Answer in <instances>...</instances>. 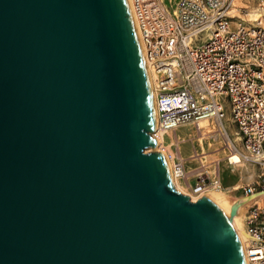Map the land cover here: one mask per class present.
I'll list each match as a JSON object with an SVG mask.
<instances>
[{
	"label": "water",
	"instance_id": "1",
	"mask_svg": "<svg viewBox=\"0 0 264 264\" xmlns=\"http://www.w3.org/2000/svg\"><path fill=\"white\" fill-rule=\"evenodd\" d=\"M154 130L126 0H0V264H246Z\"/></svg>",
	"mask_w": 264,
	"mask_h": 264
},
{
	"label": "built area",
	"instance_id": "2",
	"mask_svg": "<svg viewBox=\"0 0 264 264\" xmlns=\"http://www.w3.org/2000/svg\"><path fill=\"white\" fill-rule=\"evenodd\" d=\"M169 1L172 8L165 0H132L154 75L159 127L175 129L201 118L220 124L228 118L237 126L243 153L259 167L254 181L241 189L251 197L249 258L264 264V197L260 202L256 196L264 193L263 21L250 24L238 18L236 0ZM172 169L188 179L182 159ZM191 179L196 192L223 187L217 170L211 174L204 168Z\"/></svg>",
	"mask_w": 264,
	"mask_h": 264
},
{
	"label": "bare ground",
	"instance_id": "3",
	"mask_svg": "<svg viewBox=\"0 0 264 264\" xmlns=\"http://www.w3.org/2000/svg\"><path fill=\"white\" fill-rule=\"evenodd\" d=\"M126 1H127L129 10H130V14H131V17H132V20H133V23H134V26L136 29V33H137L139 43L141 46V50L143 53V57L145 60L148 78H149L150 90H151V94H152V98H153V104H154V110H155V130L152 133H155L153 138L157 139L158 144L155 148H149L148 151L154 150V151H162L164 153L165 158H166L167 163H168L169 172H170L173 187L177 191H179L180 193H182L184 195L189 196V198L192 201H198L203 196H209L210 198H212L213 200L218 202V204L224 209V211L230 217L232 224H233V226H234V228H235V230L239 236V239H240L241 244H242L246 264H260L259 262L251 261L249 258V247H251V240L252 239H251V236L247 230L246 213L244 215L240 214L245 207V203L241 200H238L235 197L228 196L224 190H220V189L226 188L224 185L220 189L211 187L210 189L207 190L208 192L207 191L196 192L194 189L195 187L190 184V180H189V179L193 178L195 175L202 172L204 168L210 170L211 174L215 173L216 170H217L218 174L221 173L220 163L218 164L217 161L220 162L221 159H223V158L228 159L229 163L232 165V168H237L238 166H246L249 163L254 164V165L256 164V166L258 167V164L256 162L252 161L251 159L247 158L245 156V154L243 153L244 148L242 145V140L240 138V135H238V128L232 121L228 120V118L225 119L224 123L222 122L221 124L217 123L213 119L201 118V119H198L197 121L191 122V123L186 124V125L181 126V127H177L175 129L164 130V129H161L159 127V123H158V119H157L154 75H153L151 67L148 65V63L145 59L144 46H143L141 35L139 33L138 26L136 23L134 11H133L132 0H126ZM234 10L237 11L238 8L234 9ZM250 15H252V16L257 15L258 17L256 19H253V18H251ZM236 16L238 18H241L242 20H244L246 22H251V21L255 22V21H260L262 19V15L257 13V11H249V10H246L244 15L236 14ZM234 22H237V21H234ZM191 125H194V126L197 125L198 129H199V131H198V133H199V138H198L199 147H198V149L196 147L192 146L191 153L187 157H184L181 153V150H180L181 149L180 144L182 145V143H184L187 140L180 139L178 137V134H177L175 136V138H173V140H174L173 144L174 145L170 146L172 152L168 154V149H167V146L165 145V143H166L165 139L167 136L166 134L169 132L177 131L178 129L183 128V127L191 126ZM230 127L235 129L234 134L230 133V131H229ZM209 129H211V130H209ZM171 134H173V133H171ZM234 135H237V136L233 137ZM207 138H212V139L218 140V141L222 140L223 141V148H221V146L219 145V146H217L219 148L218 150L216 149L214 151L209 152L205 147V141H204ZM189 139H191V137ZM233 140L236 141L237 145H233V142H232ZM223 151H228V153H226L224 156L221 155V157H216L217 154H221ZM190 155H192V156L189 157ZM196 157H198V160L195 159ZM177 159H182L184 161L185 169L188 171V179L182 180L174 174L172 167H173V162L176 161ZM258 174H259V167H258L257 175ZM220 178H221V174H220ZM254 179L252 181H254ZM221 181H222V179H221ZM252 181L244 183L242 185L235 186L229 192L240 191L243 195H245L243 190L241 189V187L244 185L250 184ZM222 184H223V182H222ZM184 187L188 188L189 190L185 189ZM210 190H220V191H210ZM245 196L251 200L250 196H247V195H245ZM256 196L262 197L260 202L261 201L263 202L262 199L264 197V193H260ZM250 205H251V202L249 203L248 208Z\"/></svg>",
	"mask_w": 264,
	"mask_h": 264
},
{
	"label": "rangeland",
	"instance_id": "4",
	"mask_svg": "<svg viewBox=\"0 0 264 264\" xmlns=\"http://www.w3.org/2000/svg\"><path fill=\"white\" fill-rule=\"evenodd\" d=\"M165 2L169 8H172L174 6L169 0H165ZM235 5L238 8L237 13H236L238 15H244L246 10L257 11V13L262 15L261 21H263V26H264V0H238V1L236 0ZM250 16L253 19H256L258 17L257 15L256 16L250 15ZM247 23L255 24L256 22L251 21V22H247ZM209 130H211V129H209ZM198 131H199V129H198L197 125L196 126L191 125V126L180 128L177 131L167 133L166 134L167 136L165 139L166 140L165 145L167 146L168 154L172 152L170 146L174 145L173 144L174 143L173 138H175V136L177 134H178V137L180 139L187 140L184 143H182V145L180 144V148H181L180 150H181V153L184 157H187L191 153L192 146H194L198 149V147H199V141H198L199 133H198ZM229 131L232 134L235 133V129H233L232 127H230ZM171 133H173L174 135ZM235 136H237V135H234L233 137H235ZM190 137H191V139H189ZM204 141H205V147L209 152L214 151L216 149L218 150L219 148L217 146H219V145L221 146V148H223V141L222 140L218 141V140H214L212 138H207ZM226 153H228V151H223L221 154H217L216 157H221V155L224 156ZM191 156L192 155H190L189 157H191ZM195 159L198 160V157H196ZM220 167H221V173H220L221 179L223 180V178H225V180H226L225 183L227 185L225 189H220V190H224L228 196L235 197L238 200H241L245 203V207H244L243 211L240 213V214L244 215L247 211L248 205L251 202V200L248 199L245 195H243L240 191H233V192H229V191L235 186L242 185L244 183L252 181L255 178V176L257 175L258 167L256 166V164L254 165V164L249 163L246 166H238L237 168H232V165L229 163L228 159H226V158L221 159ZM232 181L234 183H232V185H230V183ZM184 188L189 190L186 187H184ZM220 190H210V191H220Z\"/></svg>",
	"mask_w": 264,
	"mask_h": 264
},
{
	"label": "crops",
	"instance_id": "5",
	"mask_svg": "<svg viewBox=\"0 0 264 264\" xmlns=\"http://www.w3.org/2000/svg\"><path fill=\"white\" fill-rule=\"evenodd\" d=\"M223 175V174H222ZM222 182H223V185L226 187L227 185H226V180H225V178H223V180H222ZM190 183L192 184V185H194L195 184V181H194V179H191L190 180ZM232 183H234L233 181L230 183V185H232Z\"/></svg>",
	"mask_w": 264,
	"mask_h": 264
}]
</instances>
